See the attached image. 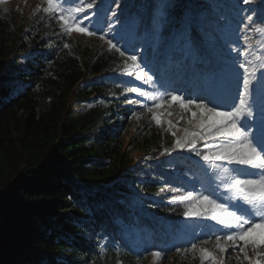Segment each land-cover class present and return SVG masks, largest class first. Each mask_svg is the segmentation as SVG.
I'll return each instance as SVG.
<instances>
[{
  "label": "trees",
  "instance_id": "obj_1",
  "mask_svg": "<svg viewBox=\"0 0 264 264\" xmlns=\"http://www.w3.org/2000/svg\"><path fill=\"white\" fill-rule=\"evenodd\" d=\"M94 3L79 13L99 30L89 39L66 33L59 14L18 17L0 4V264H139L153 251L180 255L191 248L187 237H194L198 223L186 220L177 198L207 174L209 162L190 149L162 154L174 139L152 118L123 143L128 126L145 115L142 98L130 91L142 87L132 80V62L109 49L108 40L137 56L152 76L149 94L211 95L218 109L235 95L236 86L222 78L236 80L232 60L244 57L237 51L257 43L264 56V32L245 20L264 11V0L253 2L254 14L243 11L250 7L243 0H119L118 8L114 0ZM204 15L208 26L195 28L198 40L190 50L186 18ZM222 25L235 32L226 46L213 35ZM211 37L218 45H208ZM202 142L196 148L204 152ZM136 149L139 155L131 157ZM223 163L213 162L210 179L194 195L212 184ZM227 233L207 218L197 239Z\"/></svg>",
  "mask_w": 264,
  "mask_h": 264
},
{
  "label": "snow or ice",
  "instance_id": "obj_2",
  "mask_svg": "<svg viewBox=\"0 0 264 264\" xmlns=\"http://www.w3.org/2000/svg\"><path fill=\"white\" fill-rule=\"evenodd\" d=\"M252 0H243V3L250 5ZM46 7L43 9L46 13H59L58 19L61 22L62 29L70 34L74 29L80 33L89 36H94L99 30L88 31L84 27H80L83 23L79 13L85 12V9H93L95 7L94 0H45ZM76 4L75 7H65L64 4ZM117 8L120 6L119 0H114ZM161 8L170 7V5H161ZM255 13L256 10L249 7L246 10ZM87 18V17H85ZM161 22L164 20V13L161 11L158 16ZM248 26H253L256 32H264V28L255 27L257 21L264 25V11L253 18V15L245 17ZM111 27V26H110ZM104 40V36L99 37ZM248 39V37H245ZM109 49H115L121 56L125 55L112 40H108ZM64 47H68L67 44ZM249 55H253V59H248ZM244 56L243 61L237 58L232 60V69L238 82L235 95L231 98V103L223 105L229 110L219 111L221 107L215 99L209 95L208 97H193L184 95H170L167 98L164 95H153L137 88H131L130 91L136 92L139 96L145 99L154 101L152 107H148L147 111L153 113L152 120L157 126L162 123L168 125V130L176 137L171 149L165 148L162 154H171L177 149H190L196 152L206 162L227 161L229 164L246 166L243 168L231 169L236 175L230 177L226 183V190L231 194L225 199L227 201H235L232 203L217 202V199L212 198L213 193L209 195L193 194V191H188L186 195H180L177 199L181 202H186L183 215L185 217H207L216 221L217 224L223 225L229 232L223 236L215 235L216 249L220 253H226L228 247L233 251H238L244 254V260L248 264H260L256 259L257 256L264 257V103L257 104V95L264 89V56H255L254 54L245 51H237V57ZM128 60L131 61V66L136 68L135 73L137 80L152 82V76L148 75L137 64V56L130 55ZM259 60V64L254 61ZM238 64V68H237ZM146 67V65H145ZM239 69L243 71L240 72ZM259 72V74H258ZM132 73H129L131 75ZM207 100V103L203 102ZM264 100V96H261ZM199 100L201 102H196ZM238 101V102H237ZM177 105L184 112H190L192 119L188 121L191 125V130L183 129V136H176V132L172 131L176 127L169 120L161 119L163 113L156 112L154 109H163ZM193 107L196 111H192ZM171 116L172 113H167ZM205 142L207 151H198L196 145L198 142ZM208 141L213 143L208 144ZM229 172V169H223ZM170 202H175L170 201ZM261 229L258 236L252 237L256 229ZM225 244H221V240ZM243 242V246L239 242ZM208 241H203L207 243ZM230 242V244L228 243ZM251 247L254 255L250 258L246 252V248ZM261 251H257V249ZM177 253L182 250L176 249ZM185 252H196L200 254V259L203 261H211V264H223V259H217L214 252L207 248H198L196 243L191 244L190 249H185ZM151 255L155 261L165 255L163 250L153 251Z\"/></svg>",
  "mask_w": 264,
  "mask_h": 264
},
{
  "label": "rangeland",
  "instance_id": "obj_3",
  "mask_svg": "<svg viewBox=\"0 0 264 264\" xmlns=\"http://www.w3.org/2000/svg\"><path fill=\"white\" fill-rule=\"evenodd\" d=\"M2 2L0 3L1 5L6 6L8 9L12 10L14 13H16V15L19 17L20 15H25V18H29L30 16H32L33 14H35L38 11H43V9L47 6L45 3V0H1ZM255 0H252L251 4L249 5L252 9H255V3H253ZM62 3V2H61ZM65 7H69L67 5L64 4ZM139 9L142 12V7H139ZM136 13V12H135ZM135 13L133 14L132 19L136 20V18H138L139 16H136ZM252 14H254L253 12H251ZM56 14H59L58 12H56ZM57 15V22L58 24L61 26V22L58 19ZM184 18V16L182 17ZM208 15H204V17H202L200 20H195L194 18H190L187 17L186 19L189 21L190 24V31L187 34L188 37V43L187 46L189 48L190 45H194L195 40H197V35H196V29L195 28H201L203 29L204 25L208 24L209 21ZM83 23L80 25V27H84L86 29H88V31H93L94 28H89L85 22V20H82ZM183 22V21H180ZM208 26V25H207ZM220 27H215L214 31H213V35L215 36H219L220 38L224 39V45L226 46L229 42V40H231L235 34L234 30L232 29V27L227 26V25H222ZM220 31L222 33H220ZM99 34V33H97ZM71 36H79L82 37L84 39H89L90 36L86 35L84 33H80L78 31H76L75 29L70 33ZM210 36V35H208ZM206 38V37H205ZM104 39L107 41V39L104 37ZM91 40V39H90ZM94 40V39H92ZM206 40V39H205ZM207 41V40H206ZM209 42H211V44L208 45H213L215 44L214 39L211 37L210 40H208ZM218 45V44H215ZM255 45L259 46V44L255 43ZM255 45H249L246 46L245 49L242 52L248 51L252 54H254L255 56H259L261 55L260 52V48L261 47H255ZM164 46V45H163ZM209 46V47H210ZM165 47V46H164ZM191 50V48H189ZM228 50H231L230 46H227ZM195 50V48H194ZM191 53V51L189 52ZM231 55V54H230ZM126 57L130 56L129 53L125 52ZM248 59H253V55H249L247 57ZM245 59V57L242 58V61ZM255 63L259 64V60L254 61ZM229 66H231L229 64ZM143 69L144 72L145 69ZM131 70L129 69V71H125V73L130 72ZM137 69L135 68V73H136ZM243 70L241 69V72ZM133 73V71H132ZM147 73V72H146ZM212 76V75H211ZM213 77V76H212ZM138 85H140L142 87V91L146 92V81L144 80H137L135 74L133 75V79ZM222 80H224L226 82V84L228 86H232L233 88L236 86V88L239 86L237 80L228 77V75H224V77L222 78ZM236 91V89L234 90V92ZM180 95L177 94V92H172L169 89L166 90V94H164V96L167 98L170 95ZM181 96V95H180ZM260 96V92L257 95V104L259 105L260 103H262V101L259 99ZM140 98H142L143 102L140 103L141 108L144 110L145 115H141L138 116V118L132 122L129 126H128V131H127V135H125L123 137V143L127 146L130 136L135 133V131L138 129V127L143 124L146 123L149 118H152L153 113L148 112L147 108L151 107V104L148 102L147 99H145V97L140 96ZM203 102L206 103V101L204 100ZM238 102V101H237ZM225 104V102H224ZM219 111H226L229 110L228 108L225 107V109H218ZM154 111L156 112H162L163 115L161 117L162 121L163 120H171L172 123L174 125H176L175 128L172 129V131L176 132V136H183V129L188 128L191 130V125L188 124V121L192 119L191 113L190 112H184L183 110H181L177 105L173 104V106L168 107L167 105L163 108V109H154ZM192 111H196V109L193 107ZM172 113L171 116L167 115V113ZM151 123L155 124L156 123L151 120ZM157 126V125H156ZM160 128V130H162L163 132L169 133L171 135V133L168 130V125L165 123H162L160 126H158ZM173 137V139L175 140L176 137H174L173 135H171ZM208 143V142H207ZM209 144V143H208ZM204 149V151H207V149L205 148V142L201 143ZM180 149H177L175 151H179ZM139 155L138 150H133L131 152V157H137ZM222 162V161H221ZM224 163L218 167V175L216 176V179L213 181L212 185L210 188H208L206 191L204 190V192L202 193L203 195H209V193H213L214 195L212 198L217 199H222L225 201V203H232L233 205H235V201H227L225 198L229 197L231 194L226 190V183L230 180V177L233 176V172L231 171L233 165H235L234 167H239V165L236 164H229L227 161H223ZM212 163L213 162H209V174L212 170ZM229 169V172H225L223 171V169ZM208 174V175H209ZM205 178H202L200 180H203ZM199 179L195 180L193 185H189L188 189L189 191H194L195 187H201L203 186L200 182ZM186 195V194H184ZM177 202H181V201H177ZM183 204V208L185 209L186 206V202H181ZM185 217V216H184ZM188 219H194L196 220V223H198V225L196 226V231H195V235L193 238H188L187 240L190 242V246L192 243H196L198 248L200 247H204L207 248L209 251L214 252V254L216 255L217 259H223V264H248L247 261L244 260V254L240 253L238 251V249L236 251H233V249L231 247H228L226 250V253H220L217 249H216V240L215 238H211V237H205L202 238L200 237V239H197V237L201 234L200 229H201V225L206 221V217H185ZM212 222H214L216 225H219L216 223V221L212 220ZM196 225V224H194ZM195 227V226H193ZM219 227V226H218ZM192 228H190L191 230ZM227 232H229L228 229H226ZM262 230H259L257 232H253L250 233V236L255 237L258 236L261 233ZM201 236V235H200ZM191 239V240H190ZM203 241H208L206 244L203 243ZM221 244H225V241L222 239L220 241ZM230 244V242H228ZM239 244L241 246H243V242L240 241ZM257 251H261V249H257ZM246 252L248 253L249 257L251 258L254 253L253 250L251 249V247L249 246L248 248H246ZM183 253V254H182ZM180 255L179 254H168L166 256L161 257L160 259L155 261V264H202L201 259H200V254L198 251L196 252H182ZM256 259H258L260 261V264H264V257H259L257 256ZM139 264H154V258L152 255H148L146 256L144 259H142L141 263ZM203 264H211V261H203Z\"/></svg>",
  "mask_w": 264,
  "mask_h": 264
}]
</instances>
